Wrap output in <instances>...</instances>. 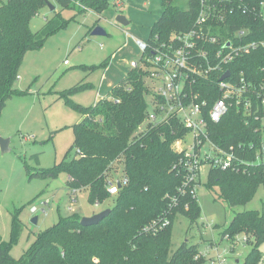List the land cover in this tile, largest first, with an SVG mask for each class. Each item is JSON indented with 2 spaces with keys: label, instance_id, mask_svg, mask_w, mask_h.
<instances>
[{
  "label": "trees",
  "instance_id": "1",
  "mask_svg": "<svg viewBox=\"0 0 264 264\" xmlns=\"http://www.w3.org/2000/svg\"><path fill=\"white\" fill-rule=\"evenodd\" d=\"M47 1L0 0V116L9 99L22 93L16 82L26 53L38 50L49 36L68 25L62 11L79 6L102 15L111 3V0H57L60 9L34 32L31 21ZM161 1L162 15L151 26V37L189 28L197 14L199 0H186L185 7L179 4L180 0ZM221 1L224 17L217 20L220 25L227 26L230 33L243 27L255 31L248 40L264 38L261 10L264 0ZM110 58L104 60V67L109 65ZM228 67L234 75L243 72L254 84L263 81L264 48L240 55ZM142 74L143 68L132 67L125 80L86 107L74 102L72 96L85 90L88 83L79 82L62 91L61 98L81 115L71 125L77 155L72 159L67 155L54 166L41 167L31 173V177L56 178L61 170H66L70 189L88 191L89 201L104 206L102 210L110 208L109 214L89 226L82 225V217L76 214L60 215L58 223L37 234L17 258L12 254V247L20 240L24 223L15 211L10 239L5 240L0 234V264H207L208 258L200 255V244L189 240H184L170 254L177 217H188L191 230L202 213L198 193L192 191L194 185L184 183L187 169L182 164L183 152L176 147L187 137L188 131L178 119L163 123L150 120L146 102L149 91ZM220 77L219 74V80ZM209 86L212 94L222 95L221 90L212 89L211 82L202 81L198 88L207 95ZM258 115L260 117L256 118L246 114L244 104L234 102L219 123L210 125L212 139L223 149L232 146L240 162L238 167L224 169L212 165L209 168L205 185L215 192L216 201L227 204V209L244 206L255 198L261 185L264 187V161L258 159L264 151L263 106ZM37 160L39 162L38 156ZM119 162L123 164V174L109 179L113 166ZM110 181L118 188L115 197L109 191ZM109 199L113 204L105 205ZM262 203L261 211L235 212L221 232L222 240L227 241L232 253L239 244L244 248L249 246L242 264H262L264 260L261 249L264 199ZM167 217L170 224L159 232L145 230L151 221Z\"/></svg>",
  "mask_w": 264,
  "mask_h": 264
},
{
  "label": "rangeland",
  "instance_id": "2",
  "mask_svg": "<svg viewBox=\"0 0 264 264\" xmlns=\"http://www.w3.org/2000/svg\"><path fill=\"white\" fill-rule=\"evenodd\" d=\"M49 2L56 9L52 11L48 3L42 6L31 21L32 31H38L46 19L52 18L53 13L60 9L57 0ZM179 4L185 7L186 0H180ZM162 10L161 0H111L102 15L72 6L62 11L68 25L49 36L38 50L26 53L16 82V87L22 93L9 99L0 116V136L10 138L11 141L9 152L2 153L0 147V234L5 240L10 239L12 213L15 211H18L19 218L24 223L21 238L12 247L15 257L22 256L37 234L57 224L60 215L89 217L103 211L104 206H96L89 201L88 191L70 189L66 170H61L56 178L31 177V173L37 172L41 167L50 168L67 155L68 159L77 155L71 125L81 115L61 98V92L76 83H88L85 90L72 96L74 102L84 107L107 95L111 88L125 80L127 73L132 70V59L141 54L132 37L130 40L127 38L126 31L142 38L151 37V26L160 19ZM118 14L127 16L130 24H119L116 20ZM98 25L104 27L108 34L93 35V29ZM110 56L109 65L104 67V60ZM142 75L149 91L146 96L147 106L150 113L154 114L156 106L150 94L152 80L149 78L148 67L143 69ZM176 147L179 148L177 145ZM260 154L262 157L258 159L264 161V151ZM112 169L108 176L111 180L123 174L121 162L116 163ZM208 172L209 167L204 165L197 192L202 216L191 230L188 229V217H177L173 226L170 254L184 240L200 244L203 252H209L208 247L218 244L222 252L230 245L222 240L221 232L235 212L263 209V185L259 187L253 200L244 206L227 209V204L216 201L215 192L206 187ZM217 190L219 191L218 188ZM117 191L111 192L113 197ZM45 199L50 203L46 212H42ZM108 204L112 205L113 200L109 199L105 205ZM33 206L39 208L35 213L31 211ZM35 216L39 217L37 223L33 221ZM261 249L264 255V244ZM248 251L249 246L244 248L239 244L235 253L230 251L225 254L227 263L242 264ZM213 253L214 249L210 248L208 256ZM207 264H211L210 261Z\"/></svg>",
  "mask_w": 264,
  "mask_h": 264
},
{
  "label": "built area",
  "instance_id": "3",
  "mask_svg": "<svg viewBox=\"0 0 264 264\" xmlns=\"http://www.w3.org/2000/svg\"><path fill=\"white\" fill-rule=\"evenodd\" d=\"M221 5V0H199L195 19L185 30H172L162 36L156 34L147 38L126 31L127 38L132 37L141 51L138 58L132 59L131 66L149 68L150 94L156 106L150 120L163 123L178 119L188 131L187 137L178 142L177 150L183 152L182 164L187 169L184 183L194 185V193L198 192L197 180L204 165L225 169L238 167L240 163L232 146L223 149L212 139L211 123H219L234 102L244 104V112L256 118L260 117L258 112L264 107V80L254 84L243 72L234 75L228 67L240 55L264 48V38L248 40L255 31L247 27L230 33L227 26L217 22L224 17ZM261 10L264 18V3ZM227 70L230 75L222 79ZM202 81L211 82L212 89L221 90L222 95L212 94L211 86L208 87L209 94L203 95L198 88ZM109 186L112 193L118 189L111 181ZM43 202L42 212H46L50 202L48 199ZM38 210L37 206L31 208L33 213ZM170 222L168 217L155 219L145 230L157 233ZM242 240L244 242L246 236ZM210 248L214 253L208 256ZM207 249L209 252L201 251L200 255L208 256L211 264H230L225 256L230 253L229 248L221 252L216 244Z\"/></svg>",
  "mask_w": 264,
  "mask_h": 264
},
{
  "label": "water",
  "instance_id": "4",
  "mask_svg": "<svg viewBox=\"0 0 264 264\" xmlns=\"http://www.w3.org/2000/svg\"><path fill=\"white\" fill-rule=\"evenodd\" d=\"M47 3L50 5V8H51L52 11L55 10L56 6L54 4L52 5L49 2V0L47 1ZM116 20L122 26H127V25L130 24L129 19L124 14H118L116 16ZM92 34L93 35H100V34L101 35H106L108 33H107V30H105L104 27H102L101 25L100 26L98 25V26L94 27ZM229 75H230V73L227 70L225 72V75L222 77V79H225ZM10 143H11L10 138H4V137H1L0 136V147H1L2 153H7V152L10 151V149H11ZM110 210H111L110 208H107V209H105L103 211H100L98 213H94V214L90 215L89 217H82L81 223L84 226H89V225H92V224H97L98 222H100L101 220H103L106 217V215L109 214ZM38 220H39V217H37V216H35V218H33V221L35 223H37Z\"/></svg>",
  "mask_w": 264,
  "mask_h": 264
},
{
  "label": "crops",
  "instance_id": "5",
  "mask_svg": "<svg viewBox=\"0 0 264 264\" xmlns=\"http://www.w3.org/2000/svg\"><path fill=\"white\" fill-rule=\"evenodd\" d=\"M140 37V36H139ZM129 40L131 39V38H128ZM133 39V38H132ZM135 42V41H134ZM239 261V260H238Z\"/></svg>",
  "mask_w": 264,
  "mask_h": 264
}]
</instances>
